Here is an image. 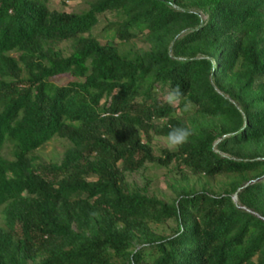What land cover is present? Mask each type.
Returning <instances> with one entry per match:
<instances>
[{
  "label": "trees",
  "instance_id": "1",
  "mask_svg": "<svg viewBox=\"0 0 264 264\" xmlns=\"http://www.w3.org/2000/svg\"><path fill=\"white\" fill-rule=\"evenodd\" d=\"M48 2L0 0V264H264V0ZM147 163L169 197L127 181Z\"/></svg>",
  "mask_w": 264,
  "mask_h": 264
},
{
  "label": "rangeland",
  "instance_id": "2",
  "mask_svg": "<svg viewBox=\"0 0 264 264\" xmlns=\"http://www.w3.org/2000/svg\"><path fill=\"white\" fill-rule=\"evenodd\" d=\"M49 6L58 10H66V11H79L84 9V5L79 2H67L65 5L60 4V0H49ZM104 25L103 20H99L96 25L93 27V33H97L99 29ZM137 46H140V41H136ZM61 46H65L62 44ZM68 80L67 75H62L55 77L53 81L57 84H62ZM166 96V95H165ZM152 144L154 147L155 154L159 153V149L161 147H166L170 150L174 149V147L169 146L166 142V138L162 136L152 135ZM66 145L64 140L53 138L42 146H40L34 154L37 158L44 162H54L58 161L61 157V153ZM187 172V171H186ZM175 174V172H171V174ZM168 171L164 167H158L155 164L147 163L145 168H141L137 172H132L127 175V181L134 186L142 187L146 189L148 195H155L158 198H166L170 196V190L166 185ZM187 179L189 184L193 185L196 189L201 187L219 189L220 184L223 180L221 177H217L215 179H208L205 177H197L195 175H191L187 172ZM148 180V184H147ZM0 225H1V216H0ZM174 227V223L171 221H167L162 224H157L154 228L158 232H171V228Z\"/></svg>",
  "mask_w": 264,
  "mask_h": 264
},
{
  "label": "clouds",
  "instance_id": "3",
  "mask_svg": "<svg viewBox=\"0 0 264 264\" xmlns=\"http://www.w3.org/2000/svg\"><path fill=\"white\" fill-rule=\"evenodd\" d=\"M180 90L178 87H173L164 97V100L168 104H174L179 101ZM190 136L189 130L183 127L171 128L166 136V142L169 146L175 147L185 143Z\"/></svg>",
  "mask_w": 264,
  "mask_h": 264
},
{
  "label": "water",
  "instance_id": "4",
  "mask_svg": "<svg viewBox=\"0 0 264 264\" xmlns=\"http://www.w3.org/2000/svg\"><path fill=\"white\" fill-rule=\"evenodd\" d=\"M233 199H234V200L236 199L235 196L233 197Z\"/></svg>",
  "mask_w": 264,
  "mask_h": 264
}]
</instances>
